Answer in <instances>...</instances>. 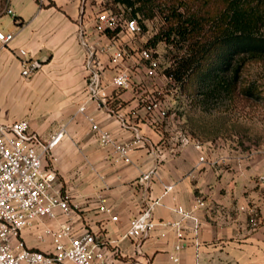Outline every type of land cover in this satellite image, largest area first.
Segmentation results:
<instances>
[{
  "label": "crops",
  "instance_id": "crops-1",
  "mask_svg": "<svg viewBox=\"0 0 264 264\" xmlns=\"http://www.w3.org/2000/svg\"><path fill=\"white\" fill-rule=\"evenodd\" d=\"M81 4L82 0L0 2V30L14 35L7 46L0 44L2 102L29 107L17 116L0 106L1 117L9 123L29 120L46 142L65 128L45 165L56 170V190L69 198L73 209L70 217L58 209L56 220L24 229L21 240L27 248L50 253L52 238L44 235L45 229L69 222L79 233L98 235L110 251L121 252L110 257V264H264V148L248 154L227 146L201 151L194 144L183 145L180 133L165 120V100L159 109L147 110L146 97L155 96L162 84L136 62L139 54L125 64L132 72L130 90L114 87L116 69L108 55H101L108 102L99 107L91 101L78 32ZM128 48L135 50L134 43ZM21 50L43 65L32 78L21 74ZM90 119L111 135L113 144L100 142ZM138 136L141 141L132 146L127 163L116 147ZM203 155L206 161L201 162ZM168 186L173 190L166 192ZM102 205L111 212L101 211ZM150 206L156 227L139 253L136 243L123 236L130 221ZM178 208L193 212L202 223L196 234L193 222L186 221L182 241L171 227L181 220ZM252 210L260 218L258 227L251 224Z\"/></svg>",
  "mask_w": 264,
  "mask_h": 264
},
{
  "label": "built area",
  "instance_id": "built-area-1",
  "mask_svg": "<svg viewBox=\"0 0 264 264\" xmlns=\"http://www.w3.org/2000/svg\"><path fill=\"white\" fill-rule=\"evenodd\" d=\"M101 6L92 4V0H82L79 14V38L85 51L84 68L86 71L87 93L91 101H96L98 106H105L108 95L104 92L103 74L105 64L101 55L109 56L110 63L115 67L116 74L113 85L117 90H130L134 88L131 68L126 64L129 58L127 48L131 47L136 37L141 34L142 27L138 19L122 20L119 14L111 9H98ZM12 14L11 10H8ZM14 15V14H12ZM120 29L114 37L108 31ZM105 38L106 44L101 40ZM14 39L13 34L0 30V44L7 46ZM136 62L144 65L146 75L155 78L158 75L159 62L154 57L152 49L140 51ZM21 74L24 78H32L43 67L42 63L28 57L25 50L20 51ZM173 81V78H168ZM145 101L149 112L160 108L156 96H148ZM85 106L80 108L81 112ZM165 115V112L163 111ZM92 129L99 137L102 144H113V138L102 130L99 125L90 119ZM65 135V128L52 136L49 141H44L40 134L33 131L29 120L6 122L1 117L0 109V264H110V257L121 255L115 248L108 249L107 243L100 240L93 232L79 233L71 223H63L58 228H46L44 235L52 238V252L27 248L21 240L22 231L31 228L45 219L56 220L57 210L70 217L72 207L67 196L61 195L56 190L58 174L54 168H47L45 162L52 150L59 144ZM141 139L139 136L133 143H126L116 147V152L125 162H131L132 146ZM182 144H194L199 150L211 149L212 144H203L189 136L182 137ZM201 162L206 161L203 155ZM215 164V161H211ZM152 173L144 176L150 179ZM173 186L166 187V192L173 190ZM200 206L205 203L198 200ZM101 211L111 212V209L102 205ZM181 215V220L171 224L177 231V237L182 241L185 237L186 221L193 222V231L197 234L202 226L201 221L183 208L176 210ZM251 224L258 227L260 218L255 210L251 211ZM117 220V217H113ZM156 227L153 219V206L145 208L138 216L130 221V226L123 239L130 238L136 243L141 253L145 240ZM44 235L40 239L44 240ZM115 242H108L114 244ZM181 246H177L180 250ZM176 263L179 262L175 258ZM144 264H150L147 261Z\"/></svg>",
  "mask_w": 264,
  "mask_h": 264
},
{
  "label": "trees",
  "instance_id": "trees-1",
  "mask_svg": "<svg viewBox=\"0 0 264 264\" xmlns=\"http://www.w3.org/2000/svg\"><path fill=\"white\" fill-rule=\"evenodd\" d=\"M4 1V0H3ZM129 19H154L157 10L164 26L157 42L182 44L169 76L189 96L211 99L256 100L260 87L244 84L243 74L253 63L264 65V0H113ZM143 19V20H144ZM140 25L145 31L144 21ZM120 29L108 31L110 37Z\"/></svg>",
  "mask_w": 264,
  "mask_h": 264
},
{
  "label": "rangeland",
  "instance_id": "rangeland-1",
  "mask_svg": "<svg viewBox=\"0 0 264 264\" xmlns=\"http://www.w3.org/2000/svg\"><path fill=\"white\" fill-rule=\"evenodd\" d=\"M3 0H0L2 3ZM98 9H111L119 14L122 20L130 15L124 7L116 5L113 0H92ZM140 19H144L142 15ZM5 20V19H4ZM146 30L142 29L134 42L135 50L127 48L129 58L145 49H152L154 57L159 62L158 75L152 78L161 82L162 88L155 93L159 102L165 100V120L172 131L179 132L181 138L189 136L203 144L227 146L230 149H240L252 154L264 148V65L253 63L243 74L244 84H255L260 87V96L256 100L237 101L231 98L211 99L208 103L201 102L200 95L189 96L183 92L182 84L170 81L169 70L175 65L177 55H182L185 46L182 44H168L157 42V35L161 32L165 22L157 10L154 19H144ZM1 23V22H0ZM4 88L0 83V101L4 99ZM6 99V98H5ZM0 106L4 112L22 116L28 112L25 103L13 105L2 102ZM13 111V112H12Z\"/></svg>",
  "mask_w": 264,
  "mask_h": 264
}]
</instances>
